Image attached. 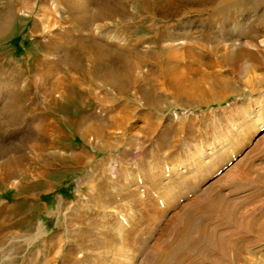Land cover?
Instances as JSON below:
<instances>
[{"label": "bare ground", "instance_id": "1", "mask_svg": "<svg viewBox=\"0 0 264 264\" xmlns=\"http://www.w3.org/2000/svg\"><path fill=\"white\" fill-rule=\"evenodd\" d=\"M39 1L43 3L39 8L41 14L37 15L29 31L34 43L31 55L18 63L13 62L11 53L1 49L0 43V131L9 125L23 123H28L33 131L10 145L5 143L10 134L0 132V185L14 179L11 184L16 189L12 205L0 201V264H89L91 257L97 264H132L131 261L135 264L138 254L144 256L143 264H182L171 241H157L150 251L144 241L143 245L137 246L141 225L134 217L136 211L132 207H141L142 202L135 198L137 188L117 184L122 180L126 184L131 178L129 173L119 171V165L110 167V175L114 177L106 174L91 181L90 194L96 198L93 204L101 207L95 211V218L78 215V212L67 218L66 214L71 211H67L65 202L58 199L56 231L46 233L45 228L33 220V215L42 210L35 199V194L40 191L37 183L41 178L49 182L51 172L55 170L49 166L54 155L43 158L42 151L54 142L61 143L69 152L67 157L59 156L63 158L61 162L65 168L80 163L86 156V151H78L79 148H73L58 137L64 129L65 119L72 121L71 113L76 114V131L84 139L86 133L92 134L89 140H93L95 147L100 140L103 148L113 151L110 141L113 137L107 128L123 132L126 121L136 114L131 104L142 106L145 103L149 110L154 107L153 97L149 94L151 80L159 70L170 72L172 60L177 64L179 58L186 59L185 55L202 54L219 55L226 61L235 56L260 61L257 52L263 53V48L257 45V39L264 33V15L260 13L264 0H219L209 8L212 14L206 17L201 8L189 5L199 0H2L0 42L13 18L26 16ZM223 1H230L234 7H223ZM167 17H170V23ZM195 39H201V42ZM181 49L185 50L184 55L177 54ZM72 100L76 102L72 103ZM155 126L149 121L147 128L153 130ZM260 127L264 128V121ZM28 137L30 143L27 145L23 140ZM141 143L140 137L132 142L129 140L122 153L134 155L131 149L135 144L136 150L145 151L146 145L141 149ZM238 174L240 180L233 185L232 192L243 191L245 184L249 188L254 185L255 181L247 171L241 168ZM261 181L264 186V178ZM117 191L134 197L128 201L130 207L126 215L113 210L108 214L111 210L107 208ZM147 192L149 189L141 195L145 196ZM195 210H202L206 218L212 219L209 214L215 215L224 221L221 222L224 226H230L231 210L224 202L223 194L217 192L212 196L208 191L202 199L191 200L174 216L170 230L179 234V224L191 219ZM99 211L110 217L102 218ZM62 218L67 232L77 227L82 231L72 232L67 239L58 235L63 227ZM83 219L90 220L87 225L101 224L102 228L98 230L102 234L98 232L100 235L89 237L87 248L80 250L75 245L84 239L86 231L92 230L86 226L83 229ZM221 223L209 228L203 219L199 231L202 241L190 244L203 258H184L183 261L188 260L185 264L209 261V264H217L215 259L218 258L211 260L212 255L225 259L229 250H235L236 246L226 239L231 233L217 231ZM116 226L120 229L118 235L113 230ZM261 231H264V225ZM180 235L173 244L182 248ZM59 245L61 254L60 250H55ZM162 246L167 249L162 251Z\"/></svg>", "mask_w": 264, "mask_h": 264}, {"label": "rangeland", "instance_id": "2", "mask_svg": "<svg viewBox=\"0 0 264 264\" xmlns=\"http://www.w3.org/2000/svg\"><path fill=\"white\" fill-rule=\"evenodd\" d=\"M218 2L219 0H199L198 3L189 5L201 8L204 11L202 15L206 17L209 13L212 14L209 8ZM222 3L223 7H234L230 1ZM41 4L42 1H39L38 6L30 9L26 16L14 17L6 35L1 39V49L11 53L13 62L18 63L31 55L34 43L29 31L37 15L41 14ZM260 13L264 15V6ZM166 20L171 22L170 17ZM195 41L201 42V39ZM263 42L264 33L257 39V45L263 48V53L257 52L260 61H252L247 56H235L236 58L226 61L219 55H185L186 59L179 58L177 64L173 60L170 62L171 68L173 67L170 72H155L149 92L150 97H153L154 107L149 110L145 103L142 106L131 104L136 114L126 121L124 131L107 128L109 135L113 137L110 139L113 151L103 148L100 140H97L98 146L95 147L93 140H89L93 137L92 134L86 133L87 138L84 139L76 131V114L71 113L72 121L65 119L64 129L58 136L61 140H58H64L87 154L80 163L65 168L61 162L63 158L59 156L67 157L69 152L61 143L57 145L54 142L42 151L43 158L54 155L49 166L55 170L51 172L49 182H44V178H41L37 183L40 191L35 194V199L42 210L33 215V220L40 223L46 233L55 232L58 199H62L68 207L67 211H71L66 214L67 218H71L76 212L78 215L85 214L95 218V211L101 207L93 204L96 198L93 199V194H90L91 181L93 178L105 177L106 174L114 177L110 175V167L119 165V171L129 173L131 178L126 184L123 180L117 184L124 185L123 187L129 184V188H137L135 198L142 202L141 207H132L138 213L134 212V217H137L141 225L137 246L143 245L144 241L150 251L157 241L167 240L177 249L176 254L182 258V264L188 261H183L184 258L202 259L203 256L192 249L190 244L202 241L199 231L203 227V219L209 228L224 221L211 214L212 219L206 218L202 210L193 211L191 219L183 220L178 226L179 234H182V248L173 244L179 234L171 231L170 226L174 216L191 200L202 199L208 191L212 196L220 192L231 210V217L230 226L221 223V228L217 231L231 233L226 237L227 242L236 247L234 251L227 252L225 259L216 254L210 259L218 258L215 259L217 264H264V231H261L264 225V186L261 181L264 178V128L260 127L264 121V44H260ZM181 50L178 55L185 54V50ZM75 102L72 100V103ZM149 121L156 125L153 130L147 128ZM31 129L28 123H23L9 125L1 128V131L10 134V138L7 136L5 139V143L10 145L21 141ZM137 137L142 139L141 149L146 145L145 151L136 150L135 144L131 149L134 155L123 154L125 144ZM29 138L23 140L27 145L30 143ZM241 168L247 171L255 183L251 188L245 184L243 191L235 193L232 192L233 185L240 180L238 169ZM13 181L11 179L0 185V201L7 205H12L16 199V189L11 184ZM145 189H149V192L145 196L141 195ZM118 193L107 208L111 211L107 213L120 211L126 215L127 208L130 207L127 205L128 201L134 197L127 196L124 191ZM171 202L174 203L173 206H168ZM77 208H80L79 211ZM99 215L102 218L110 217L102 211H99ZM141 215L144 217L140 218ZM89 221L83 219V229L86 226L92 230L86 231L84 239L75 245L80 250H85L87 239L94 237L100 232L98 229L102 228L98 222L87 225ZM62 224L58 235L65 239L72 232L75 234L82 231L81 227H77L67 232L63 218ZM20 230L24 229L20 227ZM113 230L118 235L119 226ZM176 234L178 235L175 236ZM166 249L165 246L161 247L162 251ZM55 250L62 253L60 245ZM37 253L41 254L39 251ZM133 262L131 261L132 264ZM90 263L97 264L94 257L90 258ZM143 263L144 256L138 254L135 264ZM209 263L210 261L198 264Z\"/></svg>", "mask_w": 264, "mask_h": 264}]
</instances>
